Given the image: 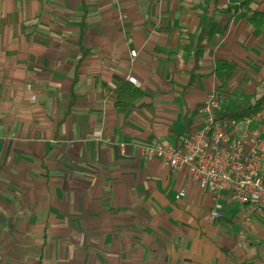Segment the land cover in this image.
<instances>
[{
  "label": "crops",
  "instance_id": "0c3cea01",
  "mask_svg": "<svg viewBox=\"0 0 264 264\" xmlns=\"http://www.w3.org/2000/svg\"><path fill=\"white\" fill-rule=\"evenodd\" d=\"M201 1L0 0V264H264V205L224 192L208 222L214 195L139 147L180 145L264 62V29L217 0L194 71ZM126 83L143 96L121 112Z\"/></svg>",
  "mask_w": 264,
  "mask_h": 264
},
{
  "label": "built area",
  "instance_id": "2783aa9c",
  "mask_svg": "<svg viewBox=\"0 0 264 264\" xmlns=\"http://www.w3.org/2000/svg\"><path fill=\"white\" fill-rule=\"evenodd\" d=\"M131 54L136 56L137 51ZM128 79L137 83L134 76ZM224 105V98L214 92L201 124L178 146L165 142L139 146L147 159L160 160L175 169L187 168L190 176L214 195L215 206L206 216L208 222L223 218L219 199L224 192L240 206L264 205V137H260L257 124L259 113L241 120L218 118L215 111ZM126 147L121 143L123 154Z\"/></svg>",
  "mask_w": 264,
  "mask_h": 264
},
{
  "label": "trees",
  "instance_id": "16d2710c",
  "mask_svg": "<svg viewBox=\"0 0 264 264\" xmlns=\"http://www.w3.org/2000/svg\"><path fill=\"white\" fill-rule=\"evenodd\" d=\"M217 0H202L199 4L200 7V24L197 32L190 34V45L186 46V50L191 51L195 49V65L194 71L199 68V61L205 51V43L212 42V38L216 33V25L210 26L207 21V16L211 12ZM255 0H234L228 4L224 9H217L224 13H232L244 18L249 24L253 25L256 29H264V10H255L252 6ZM187 59L190 57L186 56ZM235 66L226 61L218 60L216 62L215 72L226 70L228 73L235 71ZM198 74H193L191 82H193ZM118 98L116 101V108L118 111L125 112L131 104L139 100L143 96V91L130 84L126 83L119 86L117 89ZM264 108V82L262 85V93L259 96L255 94H235L231 100L223 106L221 111H216V115L221 119L228 120H241L251 117L259 113Z\"/></svg>",
  "mask_w": 264,
  "mask_h": 264
},
{
  "label": "rangeland",
  "instance_id": "374dc122",
  "mask_svg": "<svg viewBox=\"0 0 264 264\" xmlns=\"http://www.w3.org/2000/svg\"><path fill=\"white\" fill-rule=\"evenodd\" d=\"M251 76L253 77L250 79ZM251 76H249L248 74L243 75L242 79L245 82V85H243V87L237 84V82H239L238 79H236V81L231 84L232 87H229V84L222 85L220 89H218L219 91H215L217 96L224 98L225 104H227L228 101H230L231 98L235 96V94H255L256 96H259L262 93V85L264 82V62L255 67V70ZM237 86L240 87L242 91H239ZM235 87L236 89H233Z\"/></svg>",
  "mask_w": 264,
  "mask_h": 264
}]
</instances>
